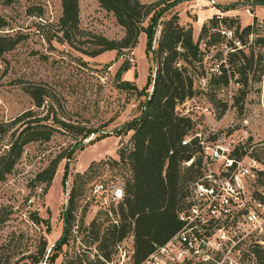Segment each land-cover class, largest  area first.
<instances>
[{"label": "rangeland", "instance_id": "obj_1", "mask_svg": "<svg viewBox=\"0 0 264 264\" xmlns=\"http://www.w3.org/2000/svg\"><path fill=\"white\" fill-rule=\"evenodd\" d=\"M138 1L152 4L155 18L143 20L134 48L91 57L86 52L92 35L107 40L123 36L112 14L100 9L96 0H78L79 31L71 36V43L60 32L59 0H0L4 22L0 37L17 40L0 54V127L6 130L0 146L5 148L10 132L18 129L11 122L21 113L30 110L37 118L51 120L46 106L33 107L25 93L28 86H43L62 120L95 131L80 140L59 130L48 142L30 143L22 149L11 172L0 182V264H73L77 259L93 264L104 253H109L107 262L111 264L128 262L129 233L117 245L120 252L113 246L100 251L98 245L108 227L122 221L118 205L130 174L126 161H118L117 152L130 148L132 132L114 134L142 110L154 76L152 52L160 25L172 15L177 16L179 26L190 27L201 58L187 68L193 81L192 96L175 109L191 122L187 136L199 133L210 142L207 131L213 128L225 136L230 148L242 151L254 144L251 153L264 163V45L257 41H264V32L256 27L264 20L255 16L256 10L264 14V5L248 6L246 0ZM217 17L233 21L221 22L218 28L230 30L237 39L236 26H252L239 49L251 56L248 63L239 59L227 64L230 41L218 38L206 46L207 40L199 39L201 25ZM151 24L154 33L148 38ZM124 63L129 70L123 73L119 68ZM220 65L227 79L224 86L217 79ZM98 135L104 137L89 143ZM58 155L63 157L45 189L34 178ZM69 200L70 226L65 244L58 248L55 244L62 234ZM43 242L44 253L39 256Z\"/></svg>", "mask_w": 264, "mask_h": 264}, {"label": "trees", "instance_id": "obj_2", "mask_svg": "<svg viewBox=\"0 0 264 264\" xmlns=\"http://www.w3.org/2000/svg\"><path fill=\"white\" fill-rule=\"evenodd\" d=\"M59 1L60 32L63 39L71 43V36L79 31L78 0ZM246 1L248 6L264 5V0ZM96 2L100 9L112 14L116 24L122 28L123 36L119 40H107L102 36L92 35L91 47L86 52L91 57L103 52L118 53L134 48L142 32L143 20L155 18V14L151 16L152 4H142L138 0H96ZM226 21L233 22L227 18L217 17L203 23L199 30V39H206V46L217 42V39L221 38L216 32L218 24ZM153 23L155 24V20ZM3 26L4 22L0 19V28ZM251 30L250 25L241 29L238 26L235 27L240 43L244 44V38L251 34ZM151 33H154V29L147 32L148 38L152 35ZM257 41L264 45L262 39ZM16 42L17 40L0 37V54L11 49ZM228 45L231 46V44ZM152 54L156 66L151 79L150 93L142 105V110L136 118L123 125L122 131L118 130L114 134L119 136L120 133L132 132L129 138L130 148L126 151L119 149L117 152L118 161H126L130 172L124 183L123 197L118 205L122 221L109 226L98 244L100 251L107 246L115 248L129 233L132 238L131 259L134 263L143 260L177 230L179 227L177 215L186 207L185 198L188 196L189 188L200 176L201 156L198 145L194 140H190L185 146L180 145L191 128V122L188 118L179 116L175 110L176 106L193 94V81L187 68L201 61L198 46L192 40L190 27L179 26L177 16H170L160 25ZM225 58L227 64H232L239 59L248 63L251 56L248 58L231 46L226 51ZM128 70L127 63L119 68V71L123 73ZM220 71L221 74L217 79H220L219 84L224 86L227 84V79L221 65ZM25 93L31 99L34 108L47 107L46 112L51 114V120L48 122L45 117L37 118L34 112L28 110L11 122L17 125L18 129L10 132L5 148L0 146V182L11 172L26 145L46 143L59 130L66 131L80 140L95 134V131L79 126L74 127L56 115L50 103L51 95L43 86H28ZM5 132L6 130L0 127V138ZM102 137L104 135L95 136L89 143L98 141ZM240 154L237 149H234V156L237 157ZM62 157L56 156L36 174L35 181L43 183L45 189L48 188ZM189 160L191 162L185 165L184 163ZM83 175L85 173L77 174L75 180L81 179ZM70 205L69 200V208L67 207L63 213L62 234L55 244L58 248L66 242L71 221ZM106 242L109 244L106 245ZM45 245V242L41 244L39 256L44 253ZM108 260L109 253H104L101 260L97 259L93 264H105L104 262ZM73 264L86 263L82 259H77Z\"/></svg>", "mask_w": 264, "mask_h": 264}, {"label": "built area", "instance_id": "obj_3", "mask_svg": "<svg viewBox=\"0 0 264 264\" xmlns=\"http://www.w3.org/2000/svg\"><path fill=\"white\" fill-rule=\"evenodd\" d=\"M256 27L264 32V23ZM216 32L240 49L230 30ZM207 135L212 141L193 133L180 142H196L201 164L200 176L185 198L187 205L177 215V230L138 263L131 259L130 246L128 262L119 264H264V163L251 153L254 144L236 157L224 135L213 128ZM115 249L120 252L117 245Z\"/></svg>", "mask_w": 264, "mask_h": 264}, {"label": "crops", "instance_id": "obj_4", "mask_svg": "<svg viewBox=\"0 0 264 264\" xmlns=\"http://www.w3.org/2000/svg\"><path fill=\"white\" fill-rule=\"evenodd\" d=\"M255 16L261 17L264 20V14L258 12L257 10L255 11Z\"/></svg>", "mask_w": 264, "mask_h": 264}, {"label": "water", "instance_id": "obj_5", "mask_svg": "<svg viewBox=\"0 0 264 264\" xmlns=\"http://www.w3.org/2000/svg\"><path fill=\"white\" fill-rule=\"evenodd\" d=\"M147 100H148V99H147ZM82 145H83V143H79V144H78V146H82Z\"/></svg>", "mask_w": 264, "mask_h": 264}]
</instances>
